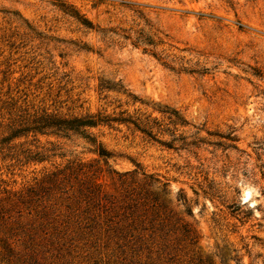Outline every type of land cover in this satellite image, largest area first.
I'll use <instances>...</instances> for the list:
<instances>
[{
    "label": "rangeland",
    "instance_id": "rangeland-1",
    "mask_svg": "<svg viewBox=\"0 0 264 264\" xmlns=\"http://www.w3.org/2000/svg\"><path fill=\"white\" fill-rule=\"evenodd\" d=\"M139 31L150 45L133 44ZM99 79L137 98L130 112L176 109L179 131L203 142L171 149L92 127L105 163L84 137H28L54 149L41 162L0 159V204L17 220L7 230L0 219V264H264V0H0V112L14 100L110 112ZM71 161L96 170L113 206L44 195L49 226L64 230L31 241L34 213L11 208L12 195Z\"/></svg>",
    "mask_w": 264,
    "mask_h": 264
},
{
    "label": "trees",
    "instance_id": "trees-1",
    "mask_svg": "<svg viewBox=\"0 0 264 264\" xmlns=\"http://www.w3.org/2000/svg\"><path fill=\"white\" fill-rule=\"evenodd\" d=\"M140 33L141 31H139ZM140 37H142L141 34L136 37L134 45L139 43L150 45L152 43L149 37ZM142 40L143 42H140ZM143 50L146 51L145 47ZM152 53L154 54V52ZM96 91L100 98L106 101L107 106L116 102L110 112L102 107L95 113L67 115L58 112L56 109L35 106L26 102L17 103L16 100L2 106L4 110L0 112V159L23 163L41 162L46 159L48 152L53 151L54 147H27L28 137H31L33 142H38L37 136L39 135L55 137L74 135L84 137L90 141L94 146V151L107 163L111 153L96 140L89 130L96 126H107L109 128L125 126L133 132L140 133L146 140L171 149L197 148L203 142L201 137L195 136L190 139V135L184 134V131H179L181 127L187 125V122L176 109L157 106L153 108V111L157 112V115H154L152 112H141L138 108H134L130 112L126 107H122L128 104L133 105L137 98L124 88L120 80L99 79ZM110 92L123 95L125 97L123 103L120 99L108 100ZM229 139L233 140L231 137ZM46 143L52 145L49 141ZM89 167L88 164L71 161L63 167L47 173L35 186L13 193L11 208H16L17 212L25 208L28 213L33 212L35 216L36 224L33 225L32 222L27 228L28 239L33 241L39 236L38 232H42L45 235L48 234L51 240L53 235L48 227L54 233L64 230L63 227L49 226L50 222H56L57 220L50 218V207L44 201L46 198L44 195L70 190L72 194H76L74 198L85 203L84 209L86 210L96 205L102 207V212L112 208L113 205H107L109 202L108 197L96 182V170ZM147 177L150 178V176ZM7 210L0 204V219L4 228L11 230L17 220H9L10 214L7 213ZM5 213L8 214L6 217L3 216ZM25 225H27L26 222Z\"/></svg>",
    "mask_w": 264,
    "mask_h": 264
},
{
    "label": "bare ground",
    "instance_id": "bare-ground-1",
    "mask_svg": "<svg viewBox=\"0 0 264 264\" xmlns=\"http://www.w3.org/2000/svg\"><path fill=\"white\" fill-rule=\"evenodd\" d=\"M247 196H248V193L245 192L244 195H243V198H244V199H247Z\"/></svg>",
    "mask_w": 264,
    "mask_h": 264
}]
</instances>
